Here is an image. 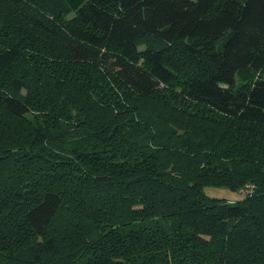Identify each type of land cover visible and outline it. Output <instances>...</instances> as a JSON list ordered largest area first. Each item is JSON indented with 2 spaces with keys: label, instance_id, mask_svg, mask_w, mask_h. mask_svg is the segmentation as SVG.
<instances>
[{
  "label": "trees",
  "instance_id": "1",
  "mask_svg": "<svg viewBox=\"0 0 264 264\" xmlns=\"http://www.w3.org/2000/svg\"><path fill=\"white\" fill-rule=\"evenodd\" d=\"M0 264H264V0H0Z\"/></svg>",
  "mask_w": 264,
  "mask_h": 264
},
{
  "label": "rangeland",
  "instance_id": "2",
  "mask_svg": "<svg viewBox=\"0 0 264 264\" xmlns=\"http://www.w3.org/2000/svg\"><path fill=\"white\" fill-rule=\"evenodd\" d=\"M246 187H250V193H251L254 186L253 185H247ZM205 191H206V194L210 197L225 198V199L230 200V201L231 200L234 201V200L238 199L239 197H241V196H238L235 193H232L229 190L223 189V188H206ZM240 192H242V191L240 190Z\"/></svg>",
  "mask_w": 264,
  "mask_h": 264
},
{
  "label": "built area",
  "instance_id": "3",
  "mask_svg": "<svg viewBox=\"0 0 264 264\" xmlns=\"http://www.w3.org/2000/svg\"><path fill=\"white\" fill-rule=\"evenodd\" d=\"M244 192H245V193H248V191H247V190H244Z\"/></svg>",
  "mask_w": 264,
  "mask_h": 264
}]
</instances>
